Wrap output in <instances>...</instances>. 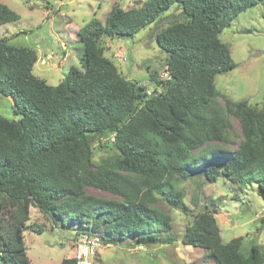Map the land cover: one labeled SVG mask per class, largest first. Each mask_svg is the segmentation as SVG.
I'll list each match as a JSON object with an SVG mask.
<instances>
[{
  "label": "trees",
  "instance_id": "16d2710c",
  "mask_svg": "<svg viewBox=\"0 0 264 264\" xmlns=\"http://www.w3.org/2000/svg\"><path fill=\"white\" fill-rule=\"evenodd\" d=\"M263 1L115 4L105 21L93 16L79 28L82 69L72 66L57 84L35 74L36 49L0 38V94L14 100L13 117L0 113V264H33L25 230L44 226L29 223L31 207L56 225L71 224L78 235L103 232L104 244L180 240L203 248L217 264H264L263 244L245 247L244 236L225 242L209 201L189 209L182 186L192 178L224 177L240 187L257 183L264 199V104L234 100L216 86L218 74L237 66L221 32ZM174 5L179 16L155 36L171 77L152 73L157 86L149 90L123 74L103 39L133 36ZM18 19L0 2V25ZM96 141L106 147L98 159ZM192 202L198 206L197 195ZM163 205L192 217L182 235H175ZM75 262L71 256L57 264ZM93 264L113 263L94 258Z\"/></svg>",
  "mask_w": 264,
  "mask_h": 264
},
{
  "label": "rangeland",
  "instance_id": "374dc122",
  "mask_svg": "<svg viewBox=\"0 0 264 264\" xmlns=\"http://www.w3.org/2000/svg\"><path fill=\"white\" fill-rule=\"evenodd\" d=\"M144 0H0L20 14V19L0 25V38L10 37V42L32 47L39 59L34 72L51 84H57L72 66L80 69L83 43L78 29L93 16L105 21L115 4L128 8ZM60 8L57 12L55 10ZM55 12V13H54ZM176 5L167 9L159 19L142 28L133 36L105 37L109 48L108 56L114 58L123 74L130 80L148 85L149 90L157 86L150 75L161 78L166 69L167 52L158 44L156 33L179 16ZM221 39L231 47L237 66L216 76L217 89L234 100L247 99L250 103L264 104V1L238 14L229 26L224 28ZM117 50L125 52L127 59L120 61ZM114 53V55H113ZM115 56V57H114ZM223 101L222 98H220ZM14 100L0 94V113L13 117ZM19 117V116H17ZM235 132L240 135V125L233 118ZM239 135L234 136L239 142ZM95 158L106 155V147L95 142ZM200 184V187L198 185ZM189 209L198 211L209 201L214 211L221 235L225 242L236 236L245 237V247L253 241L264 245V199L258 193V184L240 187L233 180L219 177L217 182L205 178L189 179L183 185ZM90 192L113 196L106 191L91 187ZM198 196V206L192 202ZM212 200H216L215 203ZM174 219V233L182 235L192 217L180 210L163 205ZM44 226L42 232L25 230V244L33 264H57L69 253L73 256L78 234L71 224L57 225L37 207H31L29 223ZM99 234L104 235L103 232ZM133 240V239H132ZM128 240L120 244H102L95 257L115 264L129 247L137 243ZM155 245H151L152 247ZM75 250V249H74ZM153 252V253H152ZM137 254V253H133ZM154 254V255H153ZM140 264H217L210 259L203 248L185 245L180 240L168 244L164 249L141 251L137 255ZM136 260V258H135Z\"/></svg>",
  "mask_w": 264,
  "mask_h": 264
},
{
  "label": "built area",
  "instance_id": "2783aa9c",
  "mask_svg": "<svg viewBox=\"0 0 264 264\" xmlns=\"http://www.w3.org/2000/svg\"><path fill=\"white\" fill-rule=\"evenodd\" d=\"M115 56L120 61H125L127 59L125 52L120 50L115 53ZM170 77L171 73L166 68L162 73V78L169 79ZM76 240L73 254L76 260L75 264H93L95 255L103 244L102 235L94 232H84L79 234ZM140 248H143V246Z\"/></svg>",
  "mask_w": 264,
  "mask_h": 264
},
{
  "label": "crops",
  "instance_id": "0c3cea01",
  "mask_svg": "<svg viewBox=\"0 0 264 264\" xmlns=\"http://www.w3.org/2000/svg\"><path fill=\"white\" fill-rule=\"evenodd\" d=\"M58 10H60V8H57L55 10V12H57ZM141 246H143V248H140ZM167 246H168V244L155 245L152 247H149L147 245L145 246V245L136 244L133 247L128 248L130 252H127L126 250L123 249V254L120 256V258L117 260V262L115 264H140L141 261L139 260V257L137 256L139 254V252L149 250L151 253V251H155L156 249H164ZM71 251L74 252V247H72ZM69 253L67 254L66 257L72 256ZM98 253H99V251H98ZM133 253H137V254H133ZM100 258H101V256H100ZM135 258H136V260H135Z\"/></svg>",
  "mask_w": 264,
  "mask_h": 264
},
{
  "label": "water",
  "instance_id": "95a60500",
  "mask_svg": "<svg viewBox=\"0 0 264 264\" xmlns=\"http://www.w3.org/2000/svg\"><path fill=\"white\" fill-rule=\"evenodd\" d=\"M2 260L1 256H0V261Z\"/></svg>",
  "mask_w": 264,
  "mask_h": 264
},
{
  "label": "clouds",
  "instance_id": "9594fccd",
  "mask_svg": "<svg viewBox=\"0 0 264 264\" xmlns=\"http://www.w3.org/2000/svg\"><path fill=\"white\" fill-rule=\"evenodd\" d=\"M167 68V67H166ZM165 71V70H164Z\"/></svg>",
  "mask_w": 264,
  "mask_h": 264
}]
</instances>
